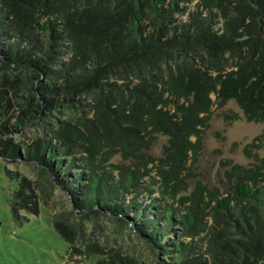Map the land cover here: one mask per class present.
Instances as JSON below:
<instances>
[{
	"label": "trees",
	"instance_id": "trees-1",
	"mask_svg": "<svg viewBox=\"0 0 264 264\" xmlns=\"http://www.w3.org/2000/svg\"><path fill=\"white\" fill-rule=\"evenodd\" d=\"M186 1L0 0V155L29 160L36 182L60 181L80 210L96 206L86 213L95 218L101 208L129 215L138 207L126 195L147 191L153 201L135 220L146 245L162 249L160 264H264V156L228 171L224 191L199 182L185 193L179 178L200 143L189 137L214 105L235 100L248 120L264 122V0H198L178 20ZM29 123L42 127L33 141L2 137ZM162 133L169 139L154 196L155 182L136 183ZM117 155L122 161H112ZM74 212L53 223L71 242ZM171 224L179 236L161 243ZM68 244L71 254H101L95 264H148L122 247Z\"/></svg>",
	"mask_w": 264,
	"mask_h": 264
},
{
	"label": "rangeland",
	"instance_id": "rangeland-1",
	"mask_svg": "<svg viewBox=\"0 0 264 264\" xmlns=\"http://www.w3.org/2000/svg\"><path fill=\"white\" fill-rule=\"evenodd\" d=\"M197 2L198 0H188L180 4L179 9L175 11V17L178 20L185 19L188 11L193 9ZM1 49L3 44L0 43ZM4 57L5 55L0 51V62L5 60ZM41 116L40 114L34 121L37 123ZM202 129L199 136L192 134L189 137L195 145L199 140L200 143L195 146L196 151H189L188 161L180 170V180L188 185L185 193H191L199 182L210 190L224 191L228 182L233 180L228 177V171L237 164L249 166L255 163L257 158L264 156V122L248 120L235 100H230L223 107L214 105L208 116V125ZM15 131L17 132H6L2 137L7 138L9 135L21 133L19 136L22 141L28 143L33 141V133L36 131L42 133V127L29 123ZM168 139V135L158 134L152 149L148 151L152 160L142 169V172H145L148 168L150 172L143 174L136 183L144 188L150 182H155L156 185L152 186L155 190L154 196L159 194L157 190L161 180L157 165H161L159 158L165 156L164 146L168 143ZM26 161L10 160L0 156V264H95L101 255L71 254L68 242L76 244V247L81 249H86V243L92 242L93 246L106 249L122 247L137 251V254L143 255V259H146L148 264H156L159 254L163 257L162 249L158 244L155 243L157 253L146 245L142 238L143 232H140L136 225L138 221L136 222L135 217L138 209L153 201L147 191L138 197L134 191L126 195L127 201L135 200L138 209L133 210L129 215H121L124 218L123 226L116 222L115 215L106 212L109 210L105 208L100 209L101 212L96 214L97 218L95 214H86L96 206L90 207L92 209L88 207L81 215H72L71 221L76 225V234L74 242L70 240L67 242L55 229L54 217L61 211H70L73 208L72 198L75 201L78 197L75 198L68 187L60 181H56L57 185H40L36 182V166L29 160ZM112 161H122V156L117 155ZM125 164H131V161L128 160ZM78 170L79 168H72V171ZM51 172L56 177L57 173L53 170ZM23 178L33 179L31 188L28 185L20 186ZM16 190L20 195L15 194ZM167 201L172 200H163L160 205ZM175 206L180 207L178 203H175ZM153 215L151 212L150 216ZM178 225L168 226L161 243L179 236V233L175 232ZM165 259L168 260L169 257L165 256Z\"/></svg>",
	"mask_w": 264,
	"mask_h": 264
},
{
	"label": "water",
	"instance_id": "water-1",
	"mask_svg": "<svg viewBox=\"0 0 264 264\" xmlns=\"http://www.w3.org/2000/svg\"><path fill=\"white\" fill-rule=\"evenodd\" d=\"M1 156V155H0ZM1 157H3V156H1ZM52 173V172H51ZM52 176H53V174H52ZM54 177V176H53ZM55 179V178H54ZM57 181V180H56ZM58 182V181H57ZM56 182V183H57ZM58 185H59V183H58ZM72 202H73V208L71 209V210H73V211H75L74 212V215H81V214H83V212H85V211H87L86 209H82V210H80L79 208H78V206H77V204H76V202L74 201V199L72 198ZM90 208V207H89ZM93 208V207H92ZM92 208H90V209H92ZM106 212H108V213H112L111 211H106ZM114 215H115V217H122L121 215L122 214H118V213H113ZM126 224H127V222H126ZM141 232V231H140ZM139 234H141V233H139ZM142 235V234H141ZM143 237V239L145 238L146 239V236L143 234L142 235ZM161 255L159 254L158 255V257H157V259H156V264H159V262H160V260H161Z\"/></svg>",
	"mask_w": 264,
	"mask_h": 264
}]
</instances>
